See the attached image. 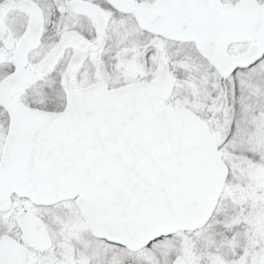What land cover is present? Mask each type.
<instances>
[{"label": "snow or ice", "instance_id": "1", "mask_svg": "<svg viewBox=\"0 0 264 264\" xmlns=\"http://www.w3.org/2000/svg\"><path fill=\"white\" fill-rule=\"evenodd\" d=\"M0 264H264V0H0Z\"/></svg>", "mask_w": 264, "mask_h": 264}]
</instances>
